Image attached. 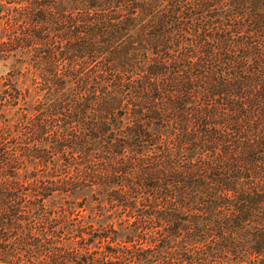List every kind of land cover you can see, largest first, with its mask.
I'll list each match as a JSON object with an SVG mask.
<instances>
[{"label": "trees", "instance_id": "16d2710c", "mask_svg": "<svg viewBox=\"0 0 264 264\" xmlns=\"http://www.w3.org/2000/svg\"><path fill=\"white\" fill-rule=\"evenodd\" d=\"M0 19V60L32 66L44 94L22 146L0 132V249L41 264H264V0H2ZM25 162L65 178L31 194ZM93 186L137 234L98 236V259L26 203Z\"/></svg>", "mask_w": 264, "mask_h": 264}, {"label": "rangeland", "instance_id": "374dc122", "mask_svg": "<svg viewBox=\"0 0 264 264\" xmlns=\"http://www.w3.org/2000/svg\"><path fill=\"white\" fill-rule=\"evenodd\" d=\"M2 0H0V5ZM4 21L0 19V30H3ZM224 70L223 68L220 69ZM40 78L34 72V68L29 64H19L16 58L9 60H0V132H5L6 135L12 137V145L24 143L23 126L33 118L35 113V105L44 99V94L39 91L40 86L34 79ZM17 88L22 95L19 98L18 104L11 105L10 96L8 93ZM8 92V93H7ZM15 93V92H14ZM6 97L7 100L4 98ZM4 99V101H2ZM11 145V146H12ZM22 170L19 171L18 178L24 184L29 185V193L32 194L31 188L37 183L40 186L50 185L57 182L65 175H60L65 167H60L56 170L51 164L49 167L35 166L32 164L22 165ZM75 168L70 169V173ZM36 186V185H34ZM61 187H58L60 189ZM56 190V189H53ZM50 193V191L47 193ZM133 200L138 209L143 208L142 195H132ZM107 193H104L102 187L79 188L74 193H63L56 191L49 198L29 196L27 205L33 208L31 216L32 221L39 220L46 215L51 221V226L45 225V228L55 232L60 244L69 249L77 251L79 255L90 257V259L100 258L103 244L98 236L111 233V230L119 232L118 238L120 241H126L127 235L137 234L133 232L131 222L129 221L128 213L121 207L111 205L108 200ZM136 212L135 216H138ZM132 220V219H131ZM38 222V221H37ZM42 226H44L42 224ZM22 232V231H20ZM6 236L7 233H1ZM21 234V233H20ZM86 238L85 240L81 237ZM89 239L92 243L89 242ZM14 240V239H13ZM14 242V241H13ZM1 247L3 243H0ZM58 244V241H57ZM91 244V245H90ZM130 246V245H129ZM17 245L11 246L10 250L0 249V264H41L39 260L32 258ZM15 249V251H14ZM102 263V260L100 261ZM98 262L97 264H101Z\"/></svg>", "mask_w": 264, "mask_h": 264}]
</instances>
